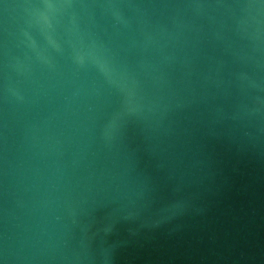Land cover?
Returning <instances> with one entry per match:
<instances>
[{
	"label": "water",
	"instance_id": "water-1",
	"mask_svg": "<svg viewBox=\"0 0 264 264\" xmlns=\"http://www.w3.org/2000/svg\"><path fill=\"white\" fill-rule=\"evenodd\" d=\"M0 264H264V0H0Z\"/></svg>",
	"mask_w": 264,
	"mask_h": 264
}]
</instances>
